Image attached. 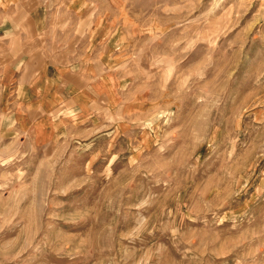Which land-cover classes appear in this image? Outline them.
<instances>
[{"label": "rangeland", "instance_id": "1", "mask_svg": "<svg viewBox=\"0 0 264 264\" xmlns=\"http://www.w3.org/2000/svg\"><path fill=\"white\" fill-rule=\"evenodd\" d=\"M91 1L121 108L12 122L0 88V264H264V0Z\"/></svg>", "mask_w": 264, "mask_h": 264}, {"label": "crops", "instance_id": "2", "mask_svg": "<svg viewBox=\"0 0 264 264\" xmlns=\"http://www.w3.org/2000/svg\"><path fill=\"white\" fill-rule=\"evenodd\" d=\"M99 11L91 0H0V88L12 122H112L128 68Z\"/></svg>", "mask_w": 264, "mask_h": 264}]
</instances>
